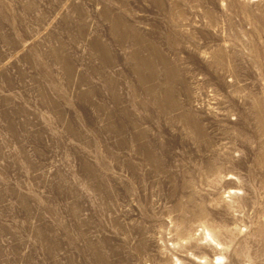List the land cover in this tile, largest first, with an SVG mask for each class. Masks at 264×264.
I'll use <instances>...</instances> for the list:
<instances>
[{
    "label": "rangeland",
    "instance_id": "rangeland-1",
    "mask_svg": "<svg viewBox=\"0 0 264 264\" xmlns=\"http://www.w3.org/2000/svg\"><path fill=\"white\" fill-rule=\"evenodd\" d=\"M259 115L264 0H0V264H264Z\"/></svg>",
    "mask_w": 264,
    "mask_h": 264
},
{
    "label": "bare ground",
    "instance_id": "bare-ground-1",
    "mask_svg": "<svg viewBox=\"0 0 264 264\" xmlns=\"http://www.w3.org/2000/svg\"><path fill=\"white\" fill-rule=\"evenodd\" d=\"M254 22L256 24H260L261 19L258 17L256 20H254ZM50 54L52 55V57L54 58V60L56 62H58V63H60L62 65L63 70L66 73H68L69 68H68L67 63L63 62L62 59H60V57L55 52H52ZM212 58H213V60H214L215 63H219V62L226 63L225 62V59L223 58V56L213 55ZM130 61H133L132 62V63H134L133 69H134L135 73L138 75V79H139V81L141 83H143L145 81V79L143 77V73L144 72H146L147 74H149V76L152 75V72H150V71L153 68V63H152V61H151V59L149 57H148V59L143 60L141 58H138L136 55H131L130 56ZM157 103L160 106L163 105L162 108H166V109L168 108V109H170V107L175 104V101H174L173 97L168 92L165 91L164 92V99H163V101H158ZM180 119L183 120L184 125L186 127H188L189 129H191L196 136H199L200 135V131L196 127L192 126L189 123V119L187 118L186 115L185 116L182 115L180 117ZM258 121H259V123L261 124V126L263 128L264 127V124H263L262 117L260 115L258 116ZM143 154H144V157H148L150 159V163L153 166L152 168H154L156 170H159L160 164L156 160L151 159L150 156L147 153H143Z\"/></svg>",
    "mask_w": 264,
    "mask_h": 264
}]
</instances>
